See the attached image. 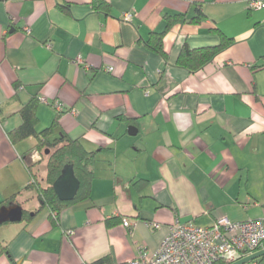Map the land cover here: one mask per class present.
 Segmentation results:
<instances>
[{
  "label": "crops",
  "instance_id": "1",
  "mask_svg": "<svg viewBox=\"0 0 264 264\" xmlns=\"http://www.w3.org/2000/svg\"><path fill=\"white\" fill-rule=\"evenodd\" d=\"M94 1L0 0V204L16 195L37 212L0 226L8 250L0 264H82L105 255L129 264L141 246L154 252L176 219L264 221V6L106 0L107 11ZM175 13L204 18L167 31L165 58L149 41ZM222 34L233 44L203 68L177 65L185 45H218ZM34 98L38 131L58 118L53 138L65 134L98 151L90 198L63 207L57 220L27 188V160L37 175L52 148L29 153L35 137L9 138Z\"/></svg>",
  "mask_w": 264,
  "mask_h": 264
},
{
  "label": "trees",
  "instance_id": "2",
  "mask_svg": "<svg viewBox=\"0 0 264 264\" xmlns=\"http://www.w3.org/2000/svg\"><path fill=\"white\" fill-rule=\"evenodd\" d=\"M94 3L98 8L103 10H110V4L106 0H96ZM167 20L166 28L163 32L154 33L153 37L149 41V44L161 55L167 58V53L164 50L163 40L167 31L179 23H199L203 20L204 16L202 13H199L197 17L188 18L186 14L175 13L165 16ZM233 44V40L226 35L222 34L221 42L218 45L207 46L201 48H191L188 45H185L177 59V65L184 67L190 71H197L203 68L207 63L211 62L214 57L219 54L221 51ZM39 105V99L34 98L27 104H25L19 111V114L22 117V124L17 128L13 129L9 133L10 140L16 144L27 138L35 137L37 139V144L33 149L29 150L30 153L32 150L36 149L41 151L44 147L52 148L53 152L50 154L47 166H46V185L43 186L37 179L36 174L32 171V163L30 160H27V167L31 171L32 181L27 186L36 190L37 198L40 202V208L48 207L51 210V215L53 220L58 219L59 211L76 201L84 200L90 198L91 196V187L94 178L93 164L96 160L98 151L88 150L81 141L78 139H72L67 135H62L59 137H52L54 130L58 124V118L55 119L53 124L42 130L38 131L37 124L39 122L37 109ZM72 164L74 166L75 174L80 180V188L71 201H61L55 190L54 183L57 178L61 175L63 169L66 165ZM19 204L16 201V195L6 199L0 207L3 205H14ZM56 213V215H54ZM37 215V212H28L24 209V218L23 220H31ZM109 225L112 224L111 220L107 222ZM0 251L7 252V247L2 246L0 243ZM262 257H260L261 259ZM258 259L248 263L252 264ZM88 264H113L112 256L105 255L100 257L96 261ZM215 264H228L225 261L221 260Z\"/></svg>",
  "mask_w": 264,
  "mask_h": 264
},
{
  "label": "built area",
  "instance_id": "3",
  "mask_svg": "<svg viewBox=\"0 0 264 264\" xmlns=\"http://www.w3.org/2000/svg\"><path fill=\"white\" fill-rule=\"evenodd\" d=\"M249 6L253 9L261 8L264 0H250ZM125 17L131 19L132 14L127 13ZM76 62L81 63L82 60L78 58ZM108 70L113 68L109 67ZM57 108L62 109L61 104H57ZM123 225L131 228L134 224L124 218ZM147 225L152 229L161 228L158 222L148 221ZM263 246V219L231 221L222 217L210 226L176 219L154 252L141 246L129 264H215L221 260L230 264Z\"/></svg>",
  "mask_w": 264,
  "mask_h": 264
},
{
  "label": "water",
  "instance_id": "4",
  "mask_svg": "<svg viewBox=\"0 0 264 264\" xmlns=\"http://www.w3.org/2000/svg\"><path fill=\"white\" fill-rule=\"evenodd\" d=\"M129 133L131 135H135L137 133V128L135 126H130ZM53 186L58 198L61 201H71L75 198L80 188V180L76 176L74 166L72 164L65 166ZM23 218L24 209L22 205L14 204L9 206L3 205L0 207V226L9 222H20ZM246 252L247 251H244V253ZM263 256L264 248L247 254L230 264H248Z\"/></svg>",
  "mask_w": 264,
  "mask_h": 264
},
{
  "label": "rangeland",
  "instance_id": "5",
  "mask_svg": "<svg viewBox=\"0 0 264 264\" xmlns=\"http://www.w3.org/2000/svg\"><path fill=\"white\" fill-rule=\"evenodd\" d=\"M52 152H53V151H52V149H51L50 154H51ZM50 154L47 155V156H44L46 162H48V159H49ZM46 166H47V164H40V165H39V169H38L39 174L36 175L38 181H39L40 177L43 176V172L45 171ZM39 182H40V181H39ZM33 190H34V189H33ZM34 192L36 193V190H35Z\"/></svg>",
  "mask_w": 264,
  "mask_h": 264
}]
</instances>
